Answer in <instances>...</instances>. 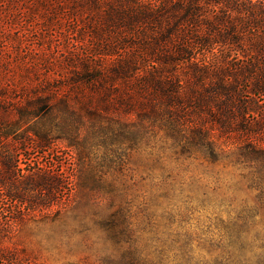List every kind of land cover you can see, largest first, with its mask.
I'll return each instance as SVG.
<instances>
[{
    "label": "trees",
    "instance_id": "trees-1",
    "mask_svg": "<svg viewBox=\"0 0 264 264\" xmlns=\"http://www.w3.org/2000/svg\"><path fill=\"white\" fill-rule=\"evenodd\" d=\"M15 25L43 44L22 54L0 33V202L14 209L0 205V225L52 212L83 180L93 147L69 116L107 119L119 140L163 132L213 161L237 136L240 156L264 158V0H0V30ZM54 38L58 55L44 44ZM59 142L75 150L73 174L32 168L30 151ZM97 225L108 245L94 264H210L134 235L124 210ZM0 264L29 263L0 247Z\"/></svg>",
    "mask_w": 264,
    "mask_h": 264
},
{
    "label": "rangeland",
    "instance_id": "rangeland-1",
    "mask_svg": "<svg viewBox=\"0 0 264 264\" xmlns=\"http://www.w3.org/2000/svg\"><path fill=\"white\" fill-rule=\"evenodd\" d=\"M0 33L8 41L14 39L22 54L43 44L35 30L22 25L4 26ZM55 39L44 44L58 55ZM84 119L67 117L70 128L78 127L93 147L80 166L74 149L64 142L27 156L32 168L44 164L73 174L79 166L83 180L68 187V200L53 206L52 212L1 224L0 247L29 264H94L96 254L108 245L105 229L97 222L121 218L124 210L137 229L134 235L157 240L171 255L204 256L210 264L219 258L218 264H225L221 258L228 255L230 264H264V158L240 156L243 140L222 139L220 155L213 161L198 148L184 151L163 132L137 141L119 140L114 129L108 130L112 123L107 119L87 113ZM0 205L14 210L9 200ZM55 211L61 215L55 217ZM2 214L4 220L11 216Z\"/></svg>",
    "mask_w": 264,
    "mask_h": 264
}]
</instances>
